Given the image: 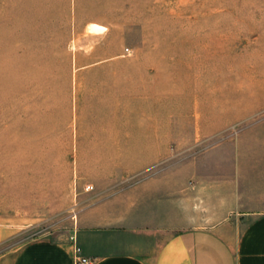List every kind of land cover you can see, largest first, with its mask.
Instances as JSON below:
<instances>
[{
    "label": "rangeland",
    "instance_id": "rangeland-1",
    "mask_svg": "<svg viewBox=\"0 0 264 264\" xmlns=\"http://www.w3.org/2000/svg\"><path fill=\"white\" fill-rule=\"evenodd\" d=\"M142 198L264 211V0H0V256Z\"/></svg>",
    "mask_w": 264,
    "mask_h": 264
},
{
    "label": "crops",
    "instance_id": "crops-1",
    "mask_svg": "<svg viewBox=\"0 0 264 264\" xmlns=\"http://www.w3.org/2000/svg\"><path fill=\"white\" fill-rule=\"evenodd\" d=\"M234 180L228 184H239L238 177ZM199 181L201 187L204 180ZM157 185L147 190L152 199L159 192ZM165 186L161 185L162 192L164 188L166 194L173 192V185ZM213 186L217 192L218 184ZM143 200L125 203L121 213L110 212L104 205L88 207L69 236L44 235L31 240L1 255L0 264H76V247L92 264H264V211L226 214L205 226L189 201L167 199L173 205H168L171 210L163 217L172 218L156 225L153 209L149 217L141 213ZM178 209L182 215H171ZM13 234L0 226V244Z\"/></svg>",
    "mask_w": 264,
    "mask_h": 264
},
{
    "label": "built area",
    "instance_id": "built-area-1",
    "mask_svg": "<svg viewBox=\"0 0 264 264\" xmlns=\"http://www.w3.org/2000/svg\"><path fill=\"white\" fill-rule=\"evenodd\" d=\"M74 262L76 264H92V261L88 258H85L81 254V249L79 247L75 248L74 252Z\"/></svg>",
    "mask_w": 264,
    "mask_h": 264
},
{
    "label": "bare ground",
    "instance_id": "bare-ground-1",
    "mask_svg": "<svg viewBox=\"0 0 264 264\" xmlns=\"http://www.w3.org/2000/svg\"><path fill=\"white\" fill-rule=\"evenodd\" d=\"M90 27H91V30H92L93 32H98V31L104 30V27H103V26L98 25V24H96V23L90 25Z\"/></svg>",
    "mask_w": 264,
    "mask_h": 264
}]
</instances>
